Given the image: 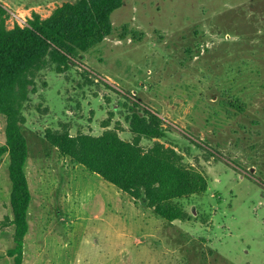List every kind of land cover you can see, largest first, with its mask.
<instances>
[{
	"label": "rangeland",
	"instance_id": "1",
	"mask_svg": "<svg viewBox=\"0 0 264 264\" xmlns=\"http://www.w3.org/2000/svg\"><path fill=\"white\" fill-rule=\"evenodd\" d=\"M8 27L64 2L13 0ZM35 9H30L31 6ZM113 33L57 73L36 78L24 109L32 201L23 264H264V0H123ZM238 100L243 111L230 106ZM148 109L175 149L208 180L166 222L143 202L64 157L45 138L98 136L104 122L132 141V110ZM0 115V146L5 144ZM8 154L0 158V264H14Z\"/></svg>",
	"mask_w": 264,
	"mask_h": 264
},
{
	"label": "trees",
	"instance_id": "2",
	"mask_svg": "<svg viewBox=\"0 0 264 264\" xmlns=\"http://www.w3.org/2000/svg\"><path fill=\"white\" fill-rule=\"evenodd\" d=\"M123 0H75L64 2L43 18L32 12L26 24L8 27L10 15L0 4V115L5 117V144L0 158L8 154L11 181L10 204L13 212L14 247L7 254L14 264H23L24 239L29 231L32 195L26 176L29 146L24 135V109L35 90L36 78L47 66L57 73L68 71L73 60L100 45L114 27L112 13ZM230 106L243 111L238 100ZM132 141L121 138L104 122L102 134H70L68 124L48 129L46 140L64 157L143 202L166 222L184 221L187 213L179 200L208 189L207 178L183 163L173 148L155 142L145 149L142 139L165 135L162 119L148 109L132 110L128 119Z\"/></svg>",
	"mask_w": 264,
	"mask_h": 264
},
{
	"label": "crops",
	"instance_id": "3",
	"mask_svg": "<svg viewBox=\"0 0 264 264\" xmlns=\"http://www.w3.org/2000/svg\"><path fill=\"white\" fill-rule=\"evenodd\" d=\"M9 2H10V4L14 7V8H16V10L14 9H12V11H20L21 10V8H23V7H26V6H28V3H26V2H15V1H13V0H8ZM45 3V2H47V0H41L40 1V3ZM8 5H4L3 7L4 8H6L8 11L10 10L8 7H7ZM31 6V5H30ZM36 8V6H31L30 7V9H35Z\"/></svg>",
	"mask_w": 264,
	"mask_h": 264
},
{
	"label": "built area",
	"instance_id": "4",
	"mask_svg": "<svg viewBox=\"0 0 264 264\" xmlns=\"http://www.w3.org/2000/svg\"><path fill=\"white\" fill-rule=\"evenodd\" d=\"M21 26H23V25H21Z\"/></svg>",
	"mask_w": 264,
	"mask_h": 264
}]
</instances>
